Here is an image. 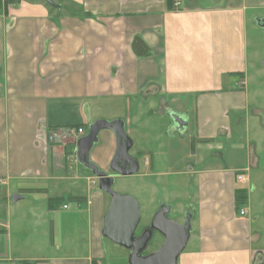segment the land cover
<instances>
[{"label":"crops","instance_id":"0c3cea01","mask_svg":"<svg viewBox=\"0 0 264 264\" xmlns=\"http://www.w3.org/2000/svg\"><path fill=\"white\" fill-rule=\"evenodd\" d=\"M179 2L0 5V183L46 197L47 216L68 234L49 245L58 251L22 264H128V251L101 234L110 197L77 165L75 143L46 139L58 127L114 119L132 142L138 169L130 175L148 179L149 202L162 187L159 204L178 222L190 215L177 264H264V40L257 36L252 62L249 54L250 29L264 30V0ZM97 137L89 158L114 177L115 136L103 129ZM62 193L75 205L59 204ZM80 221L84 249L67 231Z\"/></svg>","mask_w":264,"mask_h":264},{"label":"water","instance_id":"95a60500","mask_svg":"<svg viewBox=\"0 0 264 264\" xmlns=\"http://www.w3.org/2000/svg\"><path fill=\"white\" fill-rule=\"evenodd\" d=\"M44 1L53 4L52 0ZM262 66L264 67V59ZM170 121L177 122L182 127L186 125V121L174 113L171 114ZM103 129L111 130L116 141V150L108 170L118 175H130L138 169L136 159L128 153L132 142L125 133L124 124L120 119L96 120L89 125L87 133L77 139L76 160L90 170L98 188L110 197L103 218L102 236L128 251V264H177L178 256L184 250L190 235V215L186 214L184 221L178 222L168 216L171 207L160 203L149 225L137 234L136 229L141 219L138 200L129 194L114 191L112 189L114 177L107 171L101 170L89 158V152L97 140L98 132ZM18 198H20L19 194L12 195L13 201ZM154 232L162 235V244L156 250L144 253Z\"/></svg>","mask_w":264,"mask_h":264},{"label":"rangeland","instance_id":"374dc122","mask_svg":"<svg viewBox=\"0 0 264 264\" xmlns=\"http://www.w3.org/2000/svg\"><path fill=\"white\" fill-rule=\"evenodd\" d=\"M4 1L6 0H1V4H4ZM250 30H252V33L250 37L251 45H249V54L250 62H252L251 58H255L254 45L257 36L259 45H262L264 40V30L258 27L251 28ZM258 97V100H261L264 104V92L260 91ZM262 120L264 123V115ZM262 131L264 132V126L262 127ZM97 139L99 141L98 137ZM77 165L84 167L78 161ZM147 184L148 179L145 178L135 179L132 175H114L112 189L118 193L129 194L135 197L139 202L141 219L136 232L140 231L143 225L149 223L153 214V209L158 206L159 202H162L161 197L164 192L162 187L157 194L155 193V199L149 202V198L153 195V192L149 188V184ZM95 186L96 189L99 190L97 184ZM20 187L15 183L9 185L0 183V195L2 194V197L0 196V220L8 225V228L0 225V256L2 255L3 257L9 258V261L2 262L5 264H22L23 260L19 262L17 260L18 258L27 259L36 255L58 251V249L51 248L50 246L53 245V243L59 245L60 242H62L60 232L61 234L68 235L59 229L58 218H54L52 215L47 216L44 208V203L47 201L46 197L36 195L37 192H35V189L22 190L19 189ZM7 191L9 193L11 192V194L19 193L21 197L13 201L12 196L8 195V198L5 199ZM58 197L62 199L58 202L59 204L66 202L75 205L76 200L74 197H69L67 194L63 193L58 195ZM58 203H56L55 206H57ZM8 204L11 208L8 207ZM150 205H152V207H149ZM59 213L60 212H57V216H59ZM168 216L174 220L176 219L174 212H170ZM60 217L63 219L64 214H61ZM180 220V222H183V217ZM76 224L77 226L75 229L71 227L67 229V231L71 229H73L72 231H75L73 237L70 238V241L72 243H77V246L82 242L84 249V246L87 243V227L86 224L85 226L82 225L81 221ZM53 227H55V230ZM162 241V235L155 232L144 253L156 250L162 244ZM59 250L62 252V249Z\"/></svg>","mask_w":264,"mask_h":264},{"label":"built area","instance_id":"2783aa9c","mask_svg":"<svg viewBox=\"0 0 264 264\" xmlns=\"http://www.w3.org/2000/svg\"><path fill=\"white\" fill-rule=\"evenodd\" d=\"M173 5L175 7L180 6L179 0H172ZM88 129L84 127H75V126H66V127H58L49 131L46 136L47 142L49 143H60L64 144L66 141H73L76 143L77 139L81 136H84L87 133ZM237 180L244 181V178L241 173L236 176ZM96 182V180H95ZM67 205H63L65 209ZM245 213L244 210H240L239 214L243 216ZM98 264V263H97Z\"/></svg>","mask_w":264,"mask_h":264},{"label":"flooded vegetation","instance_id":"af4514ba","mask_svg":"<svg viewBox=\"0 0 264 264\" xmlns=\"http://www.w3.org/2000/svg\"><path fill=\"white\" fill-rule=\"evenodd\" d=\"M158 209V208H157ZM156 209V210H157ZM156 212V211H155ZM155 214V213H154ZM153 217V216H152ZM152 217H151V219H152ZM151 219H150V221H151ZM150 221H149V223H150ZM149 223H147V224H145V225H143L142 227H141V229H140V231L144 228V227H146L147 225H149ZM140 231H138V232H136L137 234L138 233H140ZM155 233V232H154Z\"/></svg>","mask_w":264,"mask_h":264},{"label":"trees","instance_id":"16d2710c","mask_svg":"<svg viewBox=\"0 0 264 264\" xmlns=\"http://www.w3.org/2000/svg\"><path fill=\"white\" fill-rule=\"evenodd\" d=\"M10 2H13V0H6L4 1V4L10 3ZM168 2H170V0H168ZM0 5H1V0H0Z\"/></svg>","mask_w":264,"mask_h":264}]
</instances>
